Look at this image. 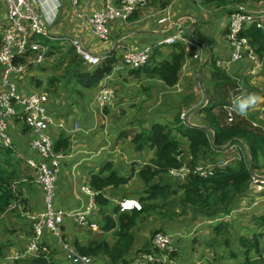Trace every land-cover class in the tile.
<instances>
[{
	"label": "crops",
	"instance_id": "obj_1",
	"mask_svg": "<svg viewBox=\"0 0 264 264\" xmlns=\"http://www.w3.org/2000/svg\"><path fill=\"white\" fill-rule=\"evenodd\" d=\"M48 4L53 6V10L48 8ZM103 4L104 0H79L76 9H74L70 0H38V6L36 7L41 8L46 21L49 23L51 35L58 40L54 43V46H61V50L66 52L71 48L67 39L73 37L81 40L84 46L93 54L115 58L112 71L101 82L114 89L118 97L116 103L112 102L100 107L94 100L97 88L86 90L76 87L73 83L67 85V87L71 88L72 94H55L54 89L62 84L54 86L48 84L47 87L43 81H51L54 77H60L66 66L62 69L59 68L58 71H54L51 75L45 70H31V67H44L50 54H48L46 61L42 65L30 66L29 72L21 77L19 81L20 88L29 89L36 86L34 81H39V84L43 82L49 95L50 109L54 117L64 125L63 129H53L51 135L54 143L59 138H65L68 143L67 148L64 150V159L60 163L55 203L56 206L62 208L69 215L85 207L88 203L89 200L82 191V185H90L89 181L92 175L97 174L105 178L111 172H115L120 178L131 176L132 178L127 184H132L133 189H136L133 193L145 186L143 180L139 177V171L143 167L138 166L134 172L129 171L118 174L117 166L111 163L115 162L110 159L113 156L112 144L116 139L120 138L117 137L119 133L125 130V127L122 129L115 128L111 116L118 114L121 110L128 113L130 109L137 108L133 106L138 102L142 103L144 99H147L148 95L152 96L148 89L153 91V93L155 92L156 96L162 99L163 107H160L161 101L159 100L152 109H148L149 107L145 108V111H148L150 115L145 118H151V120L149 124L142 126H139L141 122L138 121L137 129L140 132L143 129H149L153 124L172 127L173 124L175 125V119L179 117L177 114L180 111L186 114V125L206 128V119L205 123H199L197 119L199 115L205 116L201 109L204 107L197 105L203 103V106H208V104L215 103L216 101L211 98L214 89H217L218 95H222L223 100L228 89H230V94H236L235 98L231 96L230 106H226L231 111L234 109V105H239L244 101L240 98L241 89L239 88L245 86L250 90L260 91L258 102L264 104V74L259 76L260 73L258 72L260 69L253 71L250 68L253 65H258L259 62L254 64L244 60L229 66H216L217 61L227 60L229 57L225 34L228 26V13L232 10L231 7L236 4L227 6L228 12L222 15V18L218 14L221 7L215 8L212 5H207L214 8V11H208L199 7L203 5L199 0H148L147 6L132 15L127 21L111 23L109 25L108 41H100L93 35L88 19L93 12L102 9ZM250 8L262 12L256 6ZM199 9L205 11L204 14L208 15L216 10L218 13L209 17L204 14L197 16L196 13H199ZM166 15L169 16L170 21L181 19V26L187 41V43L180 44L184 47L185 58L179 72L178 81L173 87H167L159 79L151 78L145 69L137 71L126 69L119 64L118 60L126 50L140 51L146 46L156 41L159 42L172 34L174 30L169 23L158 24V20ZM64 44H68L69 48H64ZM171 51L172 47L170 46L167 51L159 50L154 52V61H162ZM194 56L197 57L193 58ZM262 60H264V56L261 58ZM196 71L199 78L197 82H195ZM212 72L217 74L211 75ZM241 76H244L247 81H237L238 88H233L231 84L228 85V83L224 82L227 79L235 80V77ZM32 81L33 83L31 84ZM75 90H79L81 96H78ZM160 94L163 96H160ZM119 101L121 102L118 103ZM181 107L183 108L181 109ZM219 108L217 107L216 109ZM216 109L213 110L214 114H216ZM247 111L251 112L255 119L261 118L264 114V106L260 104L249 108ZM134 119L135 121L137 120V118ZM74 123L79 124L81 130L74 132ZM9 134L13 143L11 157H13L12 160H15V162L12 161V165L17 164L18 166L15 167L11 164V166H8L14 171L15 176L12 178L6 176V180L13 182V193L19 196L20 203L13 212L0 214V264H22L28 259L13 261L10 256L21 254L25 250V246L31 238L32 217L41 211L43 198L41 190L35 182L34 171L30 170L24 163L27 158L36 159V156L29 150L28 145L29 140L32 138V133L23 125L21 119L15 118L9 124ZM114 136L116 139L113 138ZM184 139L187 143V139ZM133 150V145L126 148V151ZM180 150L185 157L189 156L187 148H180ZM233 153V149H228L218 157H229ZM135 154L140 156L142 151H135ZM153 156L154 152L152 151V155L144 161V166L148 164V161ZM120 187L122 186H109L98 192L107 200V204L104 206L98 205V209L87 217V227H79L71 217H66L62 225L64 237H62L61 242L55 239L47 230H44L40 237L41 244L48 251L44 257L55 264H80L78 257L81 254L78 251V247H87L90 244L100 242L113 245L117 241L116 233L118 231V214L114 210L119 207V203L123 200L118 202L119 193L115 192ZM143 195L146 196L145 193ZM229 215L225 217L229 219ZM108 219H111L115 224L111 230L104 228ZM137 228L135 226L132 229L134 243L127 257L128 260L147 248V243L146 245L143 243L140 246L137 242ZM195 229L197 230V235L200 229L196 227ZM205 230L207 231V229ZM260 230L259 233H262L263 230ZM165 233L173 237L171 233ZM214 233L216 232L214 231ZM206 234H208V231L203 235ZM189 235L177 234L175 238L173 237L179 249L178 257L180 260L199 259L202 264H223L227 262L216 261V249L212 248L210 244L200 245L199 238H197L198 242H193L196 238L195 235L193 237L192 235L189 237ZM212 236L216 238L215 235ZM182 237L187 239L184 240ZM64 244H66L67 249H64ZM91 257L94 259L95 264H109L102 254ZM241 258L243 260V257ZM239 260L241 259L239 258ZM167 262L159 261V264H169Z\"/></svg>",
	"mask_w": 264,
	"mask_h": 264
},
{
	"label": "built area",
	"instance_id": "obj_2",
	"mask_svg": "<svg viewBox=\"0 0 264 264\" xmlns=\"http://www.w3.org/2000/svg\"><path fill=\"white\" fill-rule=\"evenodd\" d=\"M4 5V23L0 28V148L13 151L12 138L9 134V124L15 118L21 119L23 125L32 133L29 140V150L36 159H25V165L35 174V182L39 186L43 207L39 213L32 217L31 238L21 254H14L10 259L31 260L35 257H44L48 251L40 242L44 230H47L55 239L62 241V225L66 217H71L79 227H87V217L98 209L96 197L98 192L89 184L82 185L83 193L88 197L85 207L72 212L70 215L62 208L56 206V183L60 173V163L64 153L55 150L52 139L53 129L64 128L63 123L56 119L49 106V95L44 88H20V78L29 72L32 65H42L48 54L54 49L51 46L58 41L51 35L49 23L46 21L41 8H37L38 0H1ZM79 0H70L76 9ZM148 0H104L102 9L93 12L88 21L93 35L100 41L109 39V23L114 21H127L132 15L147 6ZM53 10V6L48 4ZM169 23L174 32L158 42V45L172 46L187 43L181 26V19L170 21L168 15L158 20V24ZM255 26L264 32V12L253 10L243 4L236 5L228 16V26L225 41L229 49L227 60L216 62L217 67L229 66L244 60L257 64L259 58L250 40L242 32ZM76 56L86 67L99 66L106 56H98L90 52L81 40L73 37L67 39ZM154 55L153 47L146 46L140 51H124L119 64L129 70H139L149 65ZM194 56L193 58H196ZM94 100L100 107H104L115 100V91L111 86L101 82L96 87ZM186 114H181L185 120ZM226 121H233L232 115L227 113ZM260 131L264 136V114L260 118ZM256 127V125H253ZM81 130L80 125L74 123L73 131ZM237 145L228 149L238 150ZM234 156H239L234 153ZM182 163L179 169H171L165 175L183 181L191 172L193 175L207 179L215 175L218 169L225 168L235 160L234 157H219L214 162L196 161L190 169L186 161H192L189 155L185 157L182 152L177 156ZM247 196L255 195L264 201V173H251ZM15 199L6 208L5 214L13 212L20 203ZM142 205L138 199L126 198L119 203V212L140 211ZM216 219L213 222H219ZM211 222V223H213ZM264 225V224H263ZM64 249H67L64 244ZM176 256V260L173 258ZM179 249L174 238L164 232L154 233L148 243V249L135 254L127 264H159V261H168L169 264H202L198 259L182 261L179 258ZM46 258V257H45ZM80 264H95L94 259L81 255ZM224 264H242L241 262H226Z\"/></svg>",
	"mask_w": 264,
	"mask_h": 264
},
{
	"label": "trees",
	"instance_id": "obj_3",
	"mask_svg": "<svg viewBox=\"0 0 264 264\" xmlns=\"http://www.w3.org/2000/svg\"><path fill=\"white\" fill-rule=\"evenodd\" d=\"M199 1L205 5L222 8L244 0ZM230 12L231 10L228 14ZM241 36L250 40V44L255 48L258 58L261 59L264 56V32L253 25L246 28ZM53 47L55 46L52 45L51 49ZM171 47L172 51L165 59L156 62L153 55L149 65L142 68L147 71L148 76L159 79L167 87L176 85L185 58L183 45L174 44ZM69 50L73 51L71 48ZM51 53L53 52L51 51L49 54ZM114 64L115 58L107 57L99 66L89 68L83 65L73 51L63 74L60 77H54L53 80L48 81V84L54 86L73 83L76 87L82 89H95L103 78L112 71ZM36 86H40V84L36 82ZM231 86L236 88L235 83L231 84ZM239 89H241V100H244L249 93H254L255 95L261 93L258 90H250L246 86ZM75 93L81 96L79 90H75ZM223 106H230V102L217 101L213 104H208L202 110V113L205 114L206 123L208 122L207 125L212 131L211 138L208 137L207 128L180 125L179 118L175 119L173 129L175 133L186 138L188 141L187 151L192 157V161L187 162L186 166L190 169L196 161L214 162L213 156L217 157L224 154L231 145H239L240 149L242 147L244 149L245 155H243L241 150L240 157L232 161L229 166L218 169L213 177L201 179L190 172L183 181H180L178 186L182 194L179 197V203L182 206H193L205 218L228 216L235 201L239 198L241 200L247 193L248 182L251 176L250 168L254 169V171H259L261 167H264V136L261 134L260 129L249 126L245 121H239L238 124L222 125L219 121L220 116L214 114L213 110ZM132 144L137 152L146 150L154 152V156L148 161V164L139 171V177L145 184L144 193L146 194V196L138 198L142 209L140 211L121 213L119 212V207L115 208L114 212L118 214V231L116 233L117 241L113 245L100 242L90 244L87 247H78L81 255L91 257L102 254L109 264H127V257L134 243L132 229L137 225L138 218L144 213H150L158 208H162L163 205L156 203L157 200H164L167 196L175 194V191L168 184L161 183V179H164L165 174L169 170L179 169L182 165L181 161L177 159V156L181 152L180 143L175 135L171 133L170 129L164 125L153 124L149 129L141 130V132L133 137ZM67 146V140L59 138L55 143V150L64 153ZM6 152L4 156L1 154L3 156L2 159L5 164L11 166L12 157L9 154L10 151ZM4 168L6 169L5 166ZM8 172L4 176H8V178L15 176L13 170ZM131 178V176L120 178L115 172H111L105 178L97 174L92 175L89 183L91 188L100 192L109 186L118 187L126 185ZM6 179L7 177H3L0 174V214L4 213L13 199H15L12 189L13 182L11 183ZM154 180L158 181L152 183ZM96 202L100 206L107 204V200L100 194L97 195ZM261 220H264V217ZM114 226V222L108 219L104 228L111 230ZM222 227L223 225H217L214 231L218 233ZM250 247L253 249L257 245H253L252 243ZM147 249L148 245L145 250ZM252 249L245 251L242 264L260 263L259 259H252L249 256ZM22 264L31 263L30 260H27ZM49 264L55 263L49 261Z\"/></svg>",
	"mask_w": 264,
	"mask_h": 264
},
{
	"label": "rangeland",
	"instance_id": "obj_4",
	"mask_svg": "<svg viewBox=\"0 0 264 264\" xmlns=\"http://www.w3.org/2000/svg\"><path fill=\"white\" fill-rule=\"evenodd\" d=\"M239 4H243L249 8L256 6L259 10L264 12V0H244V1H241L240 3H237L236 5H239ZM229 5L222 7L219 13L216 10L215 12L210 13L209 15L204 14L205 11L199 9L198 11L199 13H196V15L200 16L204 14L207 17H209V16H213L214 14L218 13L222 17V15L228 12L227 6ZM236 5L231 7V9H233ZM3 6L4 5L2 4L0 0V28L4 23V16H5V11L3 9ZM199 7L207 9L208 11H214V8H213L214 6L210 7V6L203 4L202 6H199ZM114 22H111V23H114ZM111 23H109V25ZM157 42L158 41L151 44L154 52H158L159 50L167 51L168 49H170V46L158 45ZM61 48H62L61 46L53 47L55 51H52L53 53L50 54L48 60L45 62V66L44 67H31V70H34V71L35 70L37 71L45 70L51 75L54 71H58L59 68L62 69L69 62L70 57L73 54V51H70L68 49L69 48L68 44H64V48L68 49L66 52L62 51ZM261 64L263 67L261 66ZM250 68H252L253 71L255 69L256 71H258L260 69L258 73H260L259 76H262V74H264V60L261 61L260 59L258 65H253V67H250ZM215 74L217 73H213V72L211 73V75H215ZM234 79L235 80L227 79L224 82L228 83V85L235 83L237 87V81H247V79H245L244 76H241L238 78L235 77ZM197 81H199V78H198V72L196 71L195 82ZM34 82L39 83V81H34ZM43 82H45L46 86L48 87V81H43ZM43 82H41L42 84H40V86H37V87H40V89L44 88V90H46V88L43 85ZM32 83L33 81L31 82V84ZM50 91L52 90L50 89ZM229 91L230 89H228L226 97L223 100V98L217 94V89H214V91L212 92L211 98L213 101H216V102L217 101L229 102L231 100V96H233V98L236 97L235 93H233L234 94L233 95V94H230ZM148 92L152 93V96L148 95L147 99H144L142 103L138 102L137 104H135V106H133L137 108L130 109L128 113L121 110L118 114L111 116V119H112V122L115 128L122 129L123 127H125L124 132H120L119 135L117 136V137H120L118 140L115 138V136L113 137L116 140L112 144L113 156L110 159H113L115 161L111 163L117 166L118 174L129 172V171L134 172L138 168V166L145 167L144 161L148 157H150V155H152L151 150L142 151V154L140 156L135 154V149L133 151H126L127 147L129 146L132 147L133 137L136 134H138V132H140L137 129L138 121L141 122L139 126L150 123L151 118H145L147 116H150L148 111H145V108L149 107L148 109H152L156 105L157 101L159 100L161 101L160 107H163L162 99L156 96V93L154 92L155 93L154 94L153 91H151L150 89H148ZM54 93L55 94L57 93L58 95L65 94V93L72 94L71 88L67 87V85L58 86L56 89H54ZM258 95L259 94H257L256 96L259 97ZM160 96H163V95L160 94ZM117 101H118V97L115 93V100L112 102L116 103ZM120 102L121 101H119L118 103ZM145 103L146 105L144 106ZM260 104L264 106L263 103H259V102L255 106H258ZM197 106L199 107L202 106L205 108L206 105L203 106V103H202ZM182 108L183 107H181V109ZM201 109L203 110V108ZM230 111L231 109L227 108L226 106L216 109L215 113L218 116H220L219 121L222 125L226 126V125H232L236 123L238 124L239 121H245V123L248 124L249 126L255 129H260V124H261L260 118L258 117L255 119L251 112L247 111L248 112L247 116L246 115L241 116L237 114V112L234 110H232L231 112ZM227 113H230L232 115L233 121L231 122V124H228V122L226 121ZM181 114H182L181 111L177 114L179 116L178 117L179 121H181V124L180 122L179 124L183 126H188L186 125L187 119L185 118V120L183 121L181 119ZM134 118H137V120L135 121ZM197 119L199 123L200 122L205 123L204 115H199ZM207 124L208 122L205 124L207 128L208 137L211 138L212 131L211 129H209ZM253 125H256V127H254ZM164 126L170 129L171 133L175 135V137L180 143L181 149L187 148L188 142L186 143V140L183 137H181L180 135L174 132L173 130L174 124L172 127H169L168 125H164ZM202 128H205V127H202ZM240 146L242 147L241 144ZM242 148L240 149L239 147L238 150L234 152V153H237V155L239 156H234V153H233L229 157H234L235 159L237 157H240L241 150H242L243 155H245L244 149ZM5 153L7 152L0 148V165H1L0 174H2L3 177L5 174L9 173L8 171H12L11 168L8 167V165L5 164L4 160L2 159ZM1 154H3V156ZM9 154L12 156V151H10ZM12 159L13 157L11 158V160ZM213 159H214L213 161H215L216 159H219V157L213 156ZM12 161L15 162V160H12ZM13 165L15 167L18 166L17 164H13ZM4 166L6 167V169L4 168ZM250 170H251V173L254 171V169H251V168ZM255 172L264 173V167L263 168L261 167L259 171L256 170ZM157 181L158 180H154L152 183H156ZM161 183L168 184L171 187V189L175 191L174 192L175 194L167 196L166 199L164 200H157L156 203L162 204L163 205L162 208H158L157 210L152 211L150 213H144L142 216L138 218L137 225H136V227H138L136 231V239L140 246L143 245V243H145V245L147 243L148 245V242L151 236L158 231L159 232H169L173 235L174 238H175V235L177 234H181L184 236H187L190 234L189 237L191 235L192 237L194 235L196 237L193 240V242L195 243L198 242L197 238H199L200 245L210 244L212 248L216 249L217 251L215 253L216 261L218 262L234 261V262L242 263L241 257L245 256L244 254L246 250L252 249L250 247V244L253 243V245L255 244L257 245V247L253 248L250 251L249 256L252 259H259L258 260L260 262L259 264H264V225H263L264 220H261V218L264 217V201H262L261 199H258V197H256L255 195H250V196L244 195L243 196L244 198L242 201L240 200L239 202L240 198L235 201L234 205L230 209L229 219L223 216H217L215 218H207V217L205 218L201 216L198 210H195L193 206L191 205L182 206L179 203V197L182 194V192L179 190L178 185L180 184V181L178 179L165 176L164 179H161ZM144 188L145 186L143 188H140L136 193H133L136 189H133L132 184H129V185L127 184L126 186H122L119 189H116L115 192L119 193L118 202L119 200L121 201L122 199H126V198L138 199V198L143 197ZM126 193H129V194L123 195ZM249 202L251 203L247 205ZM216 219H220V221L213 222ZM217 225H223V227L220 229L218 234L214 233V228L217 227ZM195 227L200 229L197 235H196L197 230L195 229ZM205 229H207L208 234L203 235L207 232ZM260 229L263 230L262 233L261 232L259 233V231H261ZM212 235H215L216 238H214ZM62 237H64V231H62ZM183 239L186 240L187 238H183ZM173 258L176 260V256H173ZM239 258L241 260H239Z\"/></svg>",
	"mask_w": 264,
	"mask_h": 264
},
{
	"label": "clouds",
	"instance_id": "obj_5",
	"mask_svg": "<svg viewBox=\"0 0 264 264\" xmlns=\"http://www.w3.org/2000/svg\"><path fill=\"white\" fill-rule=\"evenodd\" d=\"M259 101V97H257L254 93L247 94L246 98L239 105H234V111L237 114L244 116L247 114V110L251 107H254Z\"/></svg>",
	"mask_w": 264,
	"mask_h": 264
},
{
	"label": "water",
	"instance_id": "obj_6",
	"mask_svg": "<svg viewBox=\"0 0 264 264\" xmlns=\"http://www.w3.org/2000/svg\"><path fill=\"white\" fill-rule=\"evenodd\" d=\"M31 264H49V261L45 257H35L30 260Z\"/></svg>",
	"mask_w": 264,
	"mask_h": 264
}]
</instances>
